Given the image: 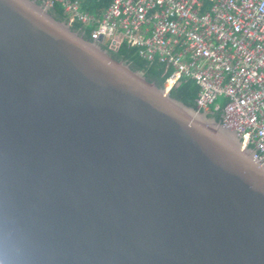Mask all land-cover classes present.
<instances>
[{"label": "water", "instance_id": "obj_1", "mask_svg": "<svg viewBox=\"0 0 264 264\" xmlns=\"http://www.w3.org/2000/svg\"><path fill=\"white\" fill-rule=\"evenodd\" d=\"M0 264H264V161L38 0H0Z\"/></svg>", "mask_w": 264, "mask_h": 264}, {"label": "built area", "instance_id": "obj_2", "mask_svg": "<svg viewBox=\"0 0 264 264\" xmlns=\"http://www.w3.org/2000/svg\"><path fill=\"white\" fill-rule=\"evenodd\" d=\"M38 1L88 40L161 65L164 91L193 80L196 108L264 161V0H106L98 15L82 0Z\"/></svg>", "mask_w": 264, "mask_h": 264}, {"label": "trees", "instance_id": "obj_3", "mask_svg": "<svg viewBox=\"0 0 264 264\" xmlns=\"http://www.w3.org/2000/svg\"><path fill=\"white\" fill-rule=\"evenodd\" d=\"M82 3H87L85 4V8L98 15V11L102 6L107 4V1L99 0L96 2V0H82ZM51 12L55 15V17L63 18V14L58 7H52ZM72 27L78 28V25L73 24ZM83 37L87 39L86 30L83 31ZM111 54L115 59L124 60L130 63L133 68L144 72L148 79L155 81L159 85L163 83L166 73H163V67L156 63L148 65V63H146L144 60L137 57L133 49L128 48L124 43L120 45L117 51H111ZM169 95L181 100L186 104L196 107L195 99L197 95V85L193 80L190 79L182 81L176 87L169 90ZM214 117L215 120L218 121L217 115L214 114Z\"/></svg>", "mask_w": 264, "mask_h": 264}, {"label": "rangeland", "instance_id": "obj_4", "mask_svg": "<svg viewBox=\"0 0 264 264\" xmlns=\"http://www.w3.org/2000/svg\"><path fill=\"white\" fill-rule=\"evenodd\" d=\"M215 102H217V103H221V102H222V99H221V98H217V99L215 100Z\"/></svg>", "mask_w": 264, "mask_h": 264}]
</instances>
